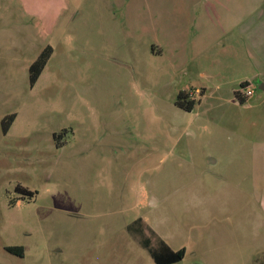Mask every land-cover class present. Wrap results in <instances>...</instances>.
Instances as JSON below:
<instances>
[{
    "label": "rangeland",
    "instance_id": "rangeland-1",
    "mask_svg": "<svg viewBox=\"0 0 264 264\" xmlns=\"http://www.w3.org/2000/svg\"><path fill=\"white\" fill-rule=\"evenodd\" d=\"M68 1L47 28L19 20L26 1L0 0V243L26 249L10 264H154L143 244L159 240L185 248L176 264L264 261L250 244L252 221L234 231L252 201L238 194L249 196L248 185L235 188L223 174L218 183L210 174L218 169L203 162L214 141L230 138L203 120L218 106L177 108L194 78L171 72L162 53L172 25L157 18L203 15L209 0ZM30 22L41 29L23 28ZM45 46L52 53L30 87L28 68ZM195 80L205 82L197 72ZM13 113L3 134L1 120Z\"/></svg>",
    "mask_w": 264,
    "mask_h": 264
},
{
    "label": "crops",
    "instance_id": "crops-1",
    "mask_svg": "<svg viewBox=\"0 0 264 264\" xmlns=\"http://www.w3.org/2000/svg\"><path fill=\"white\" fill-rule=\"evenodd\" d=\"M24 1L27 2V14L23 13L19 20L25 21L24 16L28 15V19L31 18L33 22L37 20L47 28L55 22L60 11L70 7L68 0H46L42 6H35L37 0ZM183 2L189 7H199L201 3L200 0ZM263 4V0L248 3L246 0H209L208 4H204L203 15L187 17L174 11L169 16L166 12L157 21L172 25V31L169 28V33L164 32L161 45L162 53L169 57L171 72L184 75L192 71L194 79L184 83V88H180L178 93L194 89L202 93L197 102L194 100L191 111L196 106L201 107L203 100L212 101L218 106L219 112L206 114L203 120H216V133L223 131L230 138L224 144L214 141L203 156V162L209 169H218L210 173L218 183L223 174L227 183L236 184L235 188H240L242 183L248 185L249 196L245 191L238 194L241 200L250 198L252 201L249 208L247 204L244 205L242 215L245 218L234 231L245 233L252 221L257 234L250 244H254L255 249L264 255V89L258 93L256 91L243 103L235 96L239 86L245 82L264 87ZM33 22L24 24L23 28L39 31L40 24ZM216 49L223 52L216 58L210 57L209 54ZM195 72L205 82L195 80ZM223 104L227 109L231 107L233 112L220 113ZM218 121L226 124L227 128L220 129L223 127H219ZM234 197L230 195L228 198ZM241 245L248 246L249 242L245 244L243 241ZM8 248H22V256L9 253ZM25 255L26 249L22 244L0 243V264H10L14 258L23 259ZM248 262V259L234 261L229 258L225 264ZM256 264H264V261Z\"/></svg>",
    "mask_w": 264,
    "mask_h": 264
},
{
    "label": "trees",
    "instance_id": "trees-1",
    "mask_svg": "<svg viewBox=\"0 0 264 264\" xmlns=\"http://www.w3.org/2000/svg\"><path fill=\"white\" fill-rule=\"evenodd\" d=\"M52 53V49L50 46H46L40 54L37 56V58L30 64L28 68V80H29V86L33 87L38 78L40 77L45 64L47 60L49 59L50 55ZM245 84V83H244ZM244 84H241L243 86ZM187 91L180 92L175 98L174 105L185 111L190 112L195 102L193 100L188 99ZM235 96L238 98V100L243 103L245 100H242L239 96V94L236 92ZM15 119V114H10L5 116L1 120V129L3 134H6L12 125L13 121ZM15 192L18 193L21 196H27L32 197V192L26 190L25 188H22L20 186H17L15 188ZM144 248H146L154 262V264H176L180 262L185 254L184 249H179L177 251H173L164 241L159 240L157 242V246L154 248H150L147 243H144ZM7 251L13 255L16 256H22V248H8Z\"/></svg>",
    "mask_w": 264,
    "mask_h": 264
},
{
    "label": "built area",
    "instance_id": "built-area-1",
    "mask_svg": "<svg viewBox=\"0 0 264 264\" xmlns=\"http://www.w3.org/2000/svg\"><path fill=\"white\" fill-rule=\"evenodd\" d=\"M244 84V83H242ZM257 91V88L254 84L250 83V82H245V84L243 86H239L237 93L239 94L240 98L242 100H249ZM200 94L199 90H188L187 92V96L188 99L190 100H195L196 98H198Z\"/></svg>",
    "mask_w": 264,
    "mask_h": 264
},
{
    "label": "water",
    "instance_id": "water-1",
    "mask_svg": "<svg viewBox=\"0 0 264 264\" xmlns=\"http://www.w3.org/2000/svg\"><path fill=\"white\" fill-rule=\"evenodd\" d=\"M263 89H264V87H262V86L259 87V90H263Z\"/></svg>",
    "mask_w": 264,
    "mask_h": 264
}]
</instances>
